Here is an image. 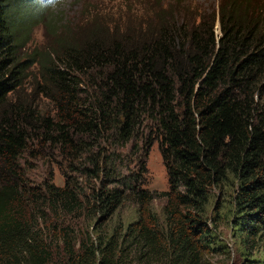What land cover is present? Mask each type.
<instances>
[{"label": "trees", "instance_id": "trees-1", "mask_svg": "<svg viewBox=\"0 0 264 264\" xmlns=\"http://www.w3.org/2000/svg\"><path fill=\"white\" fill-rule=\"evenodd\" d=\"M147 2L146 16L96 18L20 60L41 2L0 0V264H208L221 249L209 227L217 193L251 250L243 264H264L253 259L264 252V0H220L195 16ZM33 67L30 98H16ZM155 143L164 193L144 190ZM45 149L64 187L53 175L29 184L25 154ZM127 202L136 219L110 226ZM74 213L96 234L108 225L105 237L77 249L43 230Z\"/></svg>", "mask_w": 264, "mask_h": 264}, {"label": "rangeland", "instance_id": "rangeland-1", "mask_svg": "<svg viewBox=\"0 0 264 264\" xmlns=\"http://www.w3.org/2000/svg\"><path fill=\"white\" fill-rule=\"evenodd\" d=\"M40 2L39 8L42 10H38V19L34 21L35 23L27 31L29 37L24 40L22 45L19 53L20 60H27L29 55L41 58V55L55 47L53 43L56 37L71 36L76 32L77 25H82V28L96 18L117 22L123 14L132 12H138L136 14L143 17L147 15L144 12V8L148 5L147 0H40ZM219 2L220 0H167L165 7L169 6L168 11H174L176 7L179 10L186 9L189 15L195 16L198 9L202 7L217 9ZM171 15L173 14L171 13ZM68 29L71 30L72 34L69 35ZM216 33L219 34L218 23L216 24ZM34 69V67L31 69V77L26 85L15 94L16 98H30L32 92L30 84L37 74ZM40 109L44 113H49L52 111V105L43 99L40 103ZM129 147L130 145L127 146V149H124V152H128ZM30 150L32 151V149ZM25 159L27 163L24 169L31 186L41 189L44 187L45 182L52 183L53 175V184L57 187H64V175L49 149L41 150V152H36L33 155L27 152ZM145 161L147 175L144 190L158 193L168 192L170 188L169 178L158 143L153 145ZM165 204L166 199L160 198L153 202L152 207L158 214L162 215ZM137 209L132 203H125L117 212L113 223L109 225L112 226L121 222L123 225L130 223L136 219ZM78 215H80V218L75 221L73 216ZM231 219L228 200L217 193L210 208L209 227L221 249L217 254L208 258V264H243L246 257L249 258L248 255H251V250L246 253L241 241L236 237ZM43 230L45 232L56 231L58 235L67 234L69 241L77 244L76 248L79 249V244L84 239L89 240V237H91L96 242L98 241L97 235L104 238L105 236L99 231H108V225L99 229L96 234L84 215L74 213L62 220L49 219L43 225ZM64 250L65 245L61 241L60 251L63 252ZM263 256L264 252L260 248L254 253L253 259H259Z\"/></svg>", "mask_w": 264, "mask_h": 264}]
</instances>
